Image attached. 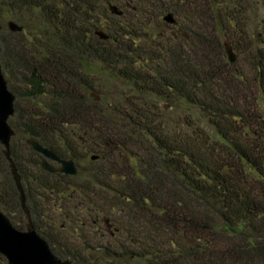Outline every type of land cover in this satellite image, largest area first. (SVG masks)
<instances>
[{
  "label": "trees",
  "instance_id": "16d2710c",
  "mask_svg": "<svg viewBox=\"0 0 264 264\" xmlns=\"http://www.w3.org/2000/svg\"><path fill=\"white\" fill-rule=\"evenodd\" d=\"M255 1L261 35L248 0H0L10 156L56 257L264 264V0ZM9 20L22 31L8 32ZM101 78L129 89L123 105L91 96ZM159 101L197 114L171 124ZM28 139L78 174L43 170ZM0 211L25 229L1 144Z\"/></svg>",
  "mask_w": 264,
  "mask_h": 264
},
{
  "label": "water",
  "instance_id": "95a60500",
  "mask_svg": "<svg viewBox=\"0 0 264 264\" xmlns=\"http://www.w3.org/2000/svg\"><path fill=\"white\" fill-rule=\"evenodd\" d=\"M113 15L120 16L121 11L116 6L109 7ZM166 24H174L175 19L171 13L163 17ZM8 32H21L22 27L15 21L9 20L5 24ZM100 39H107L108 35L103 31H95ZM225 53L230 63L235 61V53L231 45L224 39ZM91 96H93L91 94ZM95 98V96H93ZM95 100H97L95 98ZM15 96L8 89L0 64V144L3 147V154L9 163L12 179L19 193V203L24 214L26 224L24 230L13 227L8 217L0 211V255L5 259V264H72L70 260H62L56 257L50 250L48 243L41 238L34 228L29 210L26 204V197L21 183V177L10 156V141L14 136V131L9 125V119L14 115ZM27 143L32 149L42 156L41 168L48 172H57L69 176H76L78 169L73 160H62L52 151L41 146L33 139H28ZM92 160L96 157L92 156ZM53 163L57 164L55 166Z\"/></svg>",
  "mask_w": 264,
  "mask_h": 264
},
{
  "label": "rangeland",
  "instance_id": "374dc122",
  "mask_svg": "<svg viewBox=\"0 0 264 264\" xmlns=\"http://www.w3.org/2000/svg\"><path fill=\"white\" fill-rule=\"evenodd\" d=\"M249 2H251V6L248 5L249 7V15H250V26H251V32L252 35H254L255 33H259L261 35L262 32H260V30H258L257 28H259L257 26V24L259 23V19L260 17H262L263 15L260 13V11H255L254 9H256V1L255 0H248ZM255 12V13H254ZM259 35V36H260ZM263 37V36H262ZM97 79V77H96ZM100 79H98L99 81ZM101 84L99 85L100 87V92L101 95H98L96 93L92 94L93 96H95V98L97 100H99L100 102L106 101V103H110L111 106H114L115 104H121L123 105V101L122 99L125 98L126 96H128L129 89L123 87L122 85L114 82L111 79H105V78H101L100 80ZM159 106L162 109V113L164 115V119L166 122L169 123H173L174 121H181L182 119H184V117L188 116L187 114L189 113H193L194 115H196V110L194 109H187L186 106L184 105V103L179 102L178 104L172 105L169 102H164V101H159L158 102ZM193 115V116H194ZM81 166L84 165V163H80ZM102 225L103 227H108L111 228L109 220L108 219H104L102 221ZM19 230H24V229H19ZM98 236L101 237V234L99 233Z\"/></svg>",
  "mask_w": 264,
  "mask_h": 264
},
{
  "label": "flooded vegetation",
  "instance_id": "af4514ba",
  "mask_svg": "<svg viewBox=\"0 0 264 264\" xmlns=\"http://www.w3.org/2000/svg\"><path fill=\"white\" fill-rule=\"evenodd\" d=\"M55 166H57V164L53 163Z\"/></svg>",
  "mask_w": 264,
  "mask_h": 264
}]
</instances>
